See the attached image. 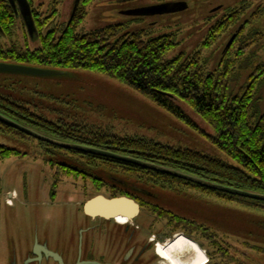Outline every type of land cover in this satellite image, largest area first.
Returning <instances> with one entry per match:
<instances>
[{
	"label": "rangeland",
	"instance_id": "374dc122",
	"mask_svg": "<svg viewBox=\"0 0 264 264\" xmlns=\"http://www.w3.org/2000/svg\"><path fill=\"white\" fill-rule=\"evenodd\" d=\"M54 1L59 2L56 11ZM74 1L34 0V7L42 11V21L48 24L43 27L44 35L49 30L66 27ZM84 2L88 5L87 15L78 33L122 24L125 26L124 33L141 34L144 40L170 34L178 45L167 54L166 59L172 60L183 53L190 57L200 51L207 72H215L223 59L229 56L235 59L241 47L247 48L235 61L230 77L236 94L250 85V78L262 65L264 68V0ZM234 14V19L238 18L231 27L211 45L205 46L211 29ZM236 34L239 40L230 51L233 46L229 43ZM26 44L31 48L39 46V34L37 32L34 38H30L20 21L16 22L11 38L0 36V45L6 49L14 45L25 48ZM61 71L63 75L49 77L0 73V95L52 121L62 119L75 125L109 130L122 137L138 136L171 147L193 150L237 166L201 133L130 85L97 72L81 69ZM254 98L259 110L264 112V75L258 78ZM180 105L202 130L214 134V130L200 116L187 105ZM0 144L26 154L0 159V264H9L14 255L21 264L25 249L34 242L35 245H48L51 251L63 257L65 264H89V261L129 264L130 254L126 253L131 234L126 232V225L113 220L102 226L99 219H92L84 212V204L90 199L98 195L111 196L107 188L99 191L91 180L74 176L63 177L55 187V171L50 161L56 158L48 154L38 141L0 130ZM96 169L99 176L109 181L115 178L130 181L148 193L145 199L207 229H185L151 213L144 206L140 215L130 223V232L136 229L142 243L148 238L155 239L153 264H163L159 255L170 260L177 258L178 252L183 249L189 253L197 252L194 244L178 236L170 244L173 247L171 251L160 247L158 255L157 244L172 240L178 234L202 245L209 264H264V209L221 199L196 189L164 187L148 178L140 179L121 171L111 172L101 165ZM179 246L182 248L179 249ZM116 253L120 256L114 261ZM102 255L105 258H101ZM146 258L151 257L148 255ZM39 264L58 263L41 259Z\"/></svg>",
	"mask_w": 264,
	"mask_h": 264
},
{
	"label": "trees",
	"instance_id": "16d2710c",
	"mask_svg": "<svg viewBox=\"0 0 264 264\" xmlns=\"http://www.w3.org/2000/svg\"><path fill=\"white\" fill-rule=\"evenodd\" d=\"M81 5L71 23L63 29L49 30L44 35V26L41 25L38 31L40 44L35 48L29 44L25 48L14 45L9 49L0 45V62L58 70L81 69L115 77L150 97L155 104L201 133L237 166L193 150L171 147L138 136L122 137L109 130L75 125L62 119L52 121L2 95L0 113L54 139L127 155L221 185L264 194V112L259 110L254 98L258 78L264 75L263 65L250 78V85L240 93H234L230 80L236 60L242 57L247 48L241 47L235 59L230 56L223 59L215 72H207L200 51L190 57L183 53L172 60L166 59L167 54L178 45L170 34L144 40L141 34L124 33L125 26L122 24L105 26L85 34L78 33L88 6L86 2ZM0 8V16L3 17V20L0 19L2 35L11 38L16 28L14 11L9 3L1 4ZM234 16L225 18L211 29L205 46L211 45L232 25L238 18L234 19ZM233 49L234 45L230 51ZM182 103L200 116L214 130V134L202 130L180 105ZM0 130L32 138L2 122ZM38 142L48 154L56 158L50 161L55 171V187L65 176L82 177L91 180L99 191L107 188L111 193L109 197L127 196L143 201L142 205L148 207L151 213L185 229L196 227L207 231L194 221L179 217L145 199L146 191L132 185L130 181L119 179L122 181L119 183L104 179L96 173V167L101 165L111 172L121 171L140 179L154 180L164 187L196 189L221 199L264 209V201L233 196L123 161ZM15 156L26 154L0 144V159Z\"/></svg>",
	"mask_w": 264,
	"mask_h": 264
},
{
	"label": "water",
	"instance_id": "95a60500",
	"mask_svg": "<svg viewBox=\"0 0 264 264\" xmlns=\"http://www.w3.org/2000/svg\"><path fill=\"white\" fill-rule=\"evenodd\" d=\"M10 1L13 5L15 4L14 0H10ZM18 2H19L21 12L27 22L29 33L32 35L34 32L33 30L34 24L31 20V11H30L29 4L27 0H18ZM233 41H234V38L229 43V46L232 45ZM0 73L23 74V75H31V76H39V77H49V76H56V75L64 74L63 71L58 70V69H42V68H37V67L35 68L29 67L25 65L5 64L2 62H0ZM0 122L38 141L52 144V145H55L63 149L82 151V152L93 154V155L100 156V157L123 161L126 163L144 167L146 169H151V170H155L158 172L166 173L171 176L178 177V178L196 183L198 185L205 186L213 190L231 194L233 196L264 201V194L253 193V192H249L246 190H241V189H237L234 187L221 185V184L209 181V180L199 178L197 176L187 174L180 170H176V169L166 167L160 164L150 163V162L143 161V160H140L134 157L127 156V155L51 138L21 123H18L1 113H0ZM113 181L122 183V181L117 178L113 179ZM84 212L88 217L92 219L110 221V220H116L119 217H124L133 222L140 215L141 206L133 198H130L127 196L108 198L104 195H98L90 199L84 204ZM41 248L47 258H52L58 264H65L63 257L59 253L51 251L47 247L43 245H39L38 243L36 245L37 254L39 255L41 254L40 253ZM89 264H99V263H96L94 261H89Z\"/></svg>",
	"mask_w": 264,
	"mask_h": 264
},
{
	"label": "flooded vegetation",
	"instance_id": "af4514ba",
	"mask_svg": "<svg viewBox=\"0 0 264 264\" xmlns=\"http://www.w3.org/2000/svg\"><path fill=\"white\" fill-rule=\"evenodd\" d=\"M84 0H75L74 1V6H73V10H72V13L70 15V18H69V24L71 23V21L73 20V18L75 17V14H76V11L78 9V6H82L81 4ZM9 3V5L12 7L13 11H14V14H15V17H16V22L17 21H20L21 24L23 26H25L27 32H28V35L30 38H34L35 34L39 31L40 29V26L43 25V26H48L47 22L45 21H42V11L41 9H36L34 7V0H27L28 4H29V7H30V11H31V20L34 24V32L33 34L31 35L29 33V28H28V25H27V22L21 12V9H20V6H19V2L18 0H14V5L11 3L10 0H0V6L1 4H4V5H7V3ZM54 10L56 11L57 10V5L59 4L58 1H54ZM2 9V8H0ZM7 10V9H5ZM1 14V13H0ZM50 18V17H49ZM0 19L3 20V17L0 16ZM231 27V26H230ZM229 27V28H230ZM228 28V29H229ZM227 29V30H228ZM0 35L2 36V28H1V25H0ZM4 36V35H3ZM239 35H234V41H233V44L232 46L234 45V43L236 42V40L238 39ZM145 194L147 195L148 193L145 192ZM140 206H141V210L144 208V206L142 205L143 204V201L141 200H136ZM124 219V221H121L120 219ZM117 218L116 220H114V222L116 221L118 224H121V225H126L125 229H126V232L127 233H130V237H129V242H130V247L127 251L126 254H128L129 252V261L127 263L129 264H153V256H152V252L154 251V238H148L146 242L142 243L139 241L138 239V236H137V231L136 229H134L132 232H130V229H131V224H132V221H130L129 219L127 218H124V217H119ZM99 221V220H98ZM107 222H113V220L111 221H106L105 220H100V224L102 226L105 225V223ZM131 223V224H129ZM100 224H95V226H100ZM128 224V225H127ZM115 226H118L114 223ZM178 236H181V237H184L186 238L188 241H190L192 244L195 245L196 249H197V252L195 251H192V252H187L185 249H183V251H179L178 255H177V258L175 257L174 259H165L163 256L159 255L158 253V249L160 247H163L167 250V252L171 251L170 249H172L173 247L170 246V244L172 242L175 241L176 237ZM45 247H47L48 249L49 246L48 245H43ZM43 248V247H42ZM42 248L40 249V255L37 254V251H36V245H35V242L34 244L29 247V248H26L25 251H24V258L21 262V264H39L41 259H46L48 261L52 260V258H47L44 254V252L42 251ZM157 254L161 257V259L163 260V264H209V257L207 256V253L205 252V250L197 243L195 242L194 240L188 238L187 236L183 235V234H178L176 235L172 240H168L167 242L165 243H158L157 244ZM182 247L179 246V249H181ZM176 249V250H175ZM174 252L177 251L178 247L175 248ZM188 253V254H187ZM150 255L151 258L147 259L146 257ZM103 256V257H102ZM101 258H105L104 256L105 255H102ZM119 253H116L115 257H114V261H116V258L119 257ZM125 258V257H124ZM173 258V257H172ZM9 264H20L17 262V259L15 257V255L13 256L12 258V261H10ZM116 264V263H114Z\"/></svg>",
	"mask_w": 264,
	"mask_h": 264
}]
</instances>
